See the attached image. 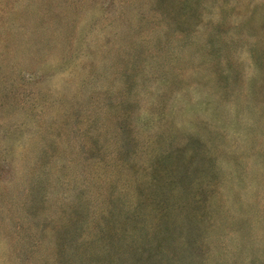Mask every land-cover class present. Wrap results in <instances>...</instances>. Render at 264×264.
<instances>
[{"label":"rangeland","instance_id":"1","mask_svg":"<svg viewBox=\"0 0 264 264\" xmlns=\"http://www.w3.org/2000/svg\"><path fill=\"white\" fill-rule=\"evenodd\" d=\"M0 264H264V0H0Z\"/></svg>","mask_w":264,"mask_h":264}]
</instances>
